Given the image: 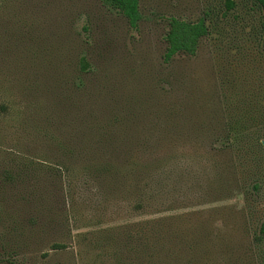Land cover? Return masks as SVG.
I'll list each match as a JSON object with an SVG mask.
<instances>
[{
    "label": "rangeland",
    "instance_id": "obj_1",
    "mask_svg": "<svg viewBox=\"0 0 264 264\" xmlns=\"http://www.w3.org/2000/svg\"><path fill=\"white\" fill-rule=\"evenodd\" d=\"M233 1L0 0V264H264V16Z\"/></svg>",
    "mask_w": 264,
    "mask_h": 264
},
{
    "label": "trees",
    "instance_id": "obj_2",
    "mask_svg": "<svg viewBox=\"0 0 264 264\" xmlns=\"http://www.w3.org/2000/svg\"><path fill=\"white\" fill-rule=\"evenodd\" d=\"M109 7L123 14L129 24L133 28H138L139 22L143 15L140 9L141 0H103ZM229 9L235 7L233 0H226ZM256 4L263 11L264 16V0H255ZM210 14L199 18L197 21H191L180 17H171L169 19V28L165 35L167 42L166 53L164 56L165 62H171L179 54L196 55L199 46L204 37L209 34V25L207 18ZM264 47V41H263ZM112 168L100 170V174L105 175L112 172ZM262 231L264 232V224Z\"/></svg>",
    "mask_w": 264,
    "mask_h": 264
}]
</instances>
